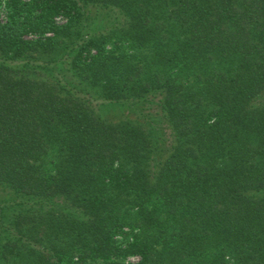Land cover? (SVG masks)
<instances>
[{
	"label": "trees",
	"instance_id": "obj_1",
	"mask_svg": "<svg viewBox=\"0 0 264 264\" xmlns=\"http://www.w3.org/2000/svg\"><path fill=\"white\" fill-rule=\"evenodd\" d=\"M0 3V264H264V0Z\"/></svg>",
	"mask_w": 264,
	"mask_h": 264
},
{
	"label": "rangeland",
	"instance_id": "obj_2",
	"mask_svg": "<svg viewBox=\"0 0 264 264\" xmlns=\"http://www.w3.org/2000/svg\"><path fill=\"white\" fill-rule=\"evenodd\" d=\"M3 6H4V3H0V18L1 19H4V17H5V12H4ZM138 260H139L138 257H133V258L128 259V261L133 262V263L137 262Z\"/></svg>",
	"mask_w": 264,
	"mask_h": 264
}]
</instances>
